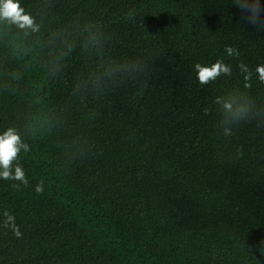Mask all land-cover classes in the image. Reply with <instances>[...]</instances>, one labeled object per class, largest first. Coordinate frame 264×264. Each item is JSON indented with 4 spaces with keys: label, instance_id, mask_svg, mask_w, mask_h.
<instances>
[{
    "label": "trees",
    "instance_id": "trees-1",
    "mask_svg": "<svg viewBox=\"0 0 264 264\" xmlns=\"http://www.w3.org/2000/svg\"><path fill=\"white\" fill-rule=\"evenodd\" d=\"M18 3L39 28L0 19V135L29 145L0 264H264V0Z\"/></svg>",
    "mask_w": 264,
    "mask_h": 264
},
{
    "label": "clouds",
    "instance_id": "clouds-1",
    "mask_svg": "<svg viewBox=\"0 0 264 264\" xmlns=\"http://www.w3.org/2000/svg\"><path fill=\"white\" fill-rule=\"evenodd\" d=\"M0 19L8 21L16 25L20 29H31L35 32L38 30L39 26L34 22V19L24 13V9L20 7L18 0H0ZM228 54L238 55V52L229 47L226 49ZM195 68L197 70L198 80L201 84H208L215 80L221 74L230 75L231 67L225 64L222 60H217L214 64L209 66H202L196 64ZM240 68L246 73L245 80H249L252 73L246 65L241 64ZM256 72L259 74V79L264 81V65H259L256 68ZM251 87V85H246ZM232 104H226L225 108L229 111L232 110ZM225 134H230V129H225ZM23 150L27 152L29 150V145L25 143L20 135L14 128H8L2 135H0V178L5 180L14 179L19 180L24 184H27V179L23 168L18 163V157L20 151ZM36 191L38 193L43 192V183L36 186ZM5 220L3 226L5 228L11 227L17 238L22 236L20 229L15 223V217L4 212Z\"/></svg>",
    "mask_w": 264,
    "mask_h": 264
}]
</instances>
